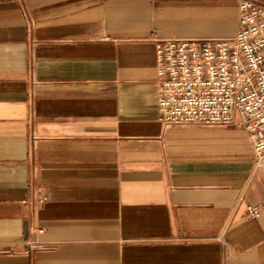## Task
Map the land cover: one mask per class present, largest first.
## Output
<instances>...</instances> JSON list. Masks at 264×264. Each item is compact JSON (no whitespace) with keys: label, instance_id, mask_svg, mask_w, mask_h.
<instances>
[{"label":"crops","instance_id":"0c3cea01","mask_svg":"<svg viewBox=\"0 0 264 264\" xmlns=\"http://www.w3.org/2000/svg\"><path fill=\"white\" fill-rule=\"evenodd\" d=\"M240 1L0 0V264H264V160L160 119L152 39L236 35Z\"/></svg>","mask_w":264,"mask_h":264},{"label":"built area","instance_id":"2783aa9c","mask_svg":"<svg viewBox=\"0 0 264 264\" xmlns=\"http://www.w3.org/2000/svg\"><path fill=\"white\" fill-rule=\"evenodd\" d=\"M240 27L229 37L180 38L153 34L160 119L166 124L240 125L257 161L264 160V4L240 1ZM47 195L35 188L23 200L34 210ZM264 201L248 205L259 217ZM43 231V229H39Z\"/></svg>","mask_w":264,"mask_h":264}]
</instances>
